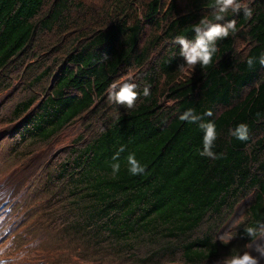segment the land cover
<instances>
[{
  "label": "trees",
  "instance_id": "1",
  "mask_svg": "<svg viewBox=\"0 0 264 264\" xmlns=\"http://www.w3.org/2000/svg\"><path fill=\"white\" fill-rule=\"evenodd\" d=\"M241 2L252 16L229 12L221 23L235 20L237 32L218 42L209 67L192 71L173 40L214 22L212 0H0V96L15 85L6 117L22 119L8 159L82 123L11 204L29 223L21 260L216 264L247 250L244 229L264 223V67L246 64L264 54V0ZM129 77L135 107L110 103L109 86ZM188 109L216 125L217 159L198 154L203 130L179 119ZM240 123L246 141L229 135ZM129 154L144 173L128 172ZM249 196L235 238L221 244L219 229Z\"/></svg>",
  "mask_w": 264,
  "mask_h": 264
},
{
  "label": "clouds",
  "instance_id": "2",
  "mask_svg": "<svg viewBox=\"0 0 264 264\" xmlns=\"http://www.w3.org/2000/svg\"><path fill=\"white\" fill-rule=\"evenodd\" d=\"M211 7L213 9L214 22L209 19H201L191 27L193 38L188 39L185 36L178 35L174 38L173 43L179 46V56L182 58L184 65L188 69L195 71L196 67L207 68L213 62V56L217 53V44L219 41L226 39L231 34L237 32L235 20H228L225 23V16L231 12L234 14L243 13L246 18L252 16V8L248 3L241 0H212ZM257 62L264 67V54L259 57H248L246 64L249 69H253ZM128 81L120 83H112L108 90V101L116 105L123 106L127 109L135 107V103L139 98V93L136 91L137 85ZM150 95L148 87L143 89V96ZM204 115L211 116L209 110ZM257 113V117H259ZM179 119L188 123H196L203 130L202 149H197L201 157H209L217 159L218 156L214 153L213 148L218 138L216 125L212 122H205L201 115L194 112L192 109L184 111ZM229 135L239 141H246L249 137V128L245 123L238 124L235 128L229 129ZM123 151V146L113 156V160H117L119 152ZM128 172L131 175H139L144 173V166L135 158L133 154L127 156ZM120 170V163L112 164V172L115 175ZM250 242L246 245L247 250L226 255L220 258L216 264H262L264 261V223H259L256 227L248 226L244 229ZM235 236L231 231L220 233L217 240L223 244H229Z\"/></svg>",
  "mask_w": 264,
  "mask_h": 264
},
{
  "label": "rangeland",
  "instance_id": "3",
  "mask_svg": "<svg viewBox=\"0 0 264 264\" xmlns=\"http://www.w3.org/2000/svg\"><path fill=\"white\" fill-rule=\"evenodd\" d=\"M84 1L88 4L94 5L95 7H99L103 2V0H84ZM21 83L24 82L22 81ZM12 88H15L14 84L11 86V89ZM12 93L13 91H11L8 94V96H10ZM5 99L0 103V131L11 129L12 126L17 125L18 122L20 121L18 120L15 122H10L7 119L6 115L12 111V103L14 100H11L10 102H4ZM81 124L82 123L80 120L74 121L71 125H69L67 128L62 130L52 143H49L48 145H45L43 147L38 146V149L32 150L35 149L34 147L28 150L27 152H25L23 156H20L21 158H17V159H8L7 157L8 151L11 149V141L17 135V133H15L12 136L7 135L2 139H0V179L4 176L6 177L10 176L12 173L15 174L14 172L19 171L26 165L16 175L9 177L3 183L0 184V196H2L0 197L2 198L0 201L5 202L0 207V228L2 227V225L7 224L6 232L9 231V233L4 238L6 239L5 242L3 243L0 241L1 262H4L5 258L10 257L13 261V264H22V260L20 259V254L22 252L19 253L18 250H19V246L20 248L22 246H25L23 241L24 239L27 238L25 237V235L29 231V227H28L29 223H24L23 225H21L23 215L22 213H18V211H16L17 204L14 205L13 207L11 206L12 202H14L16 199L9 202L11 199L16 197L17 195L16 193L18 192L19 188L17 190L16 189L9 190L10 192L9 195L3 196L7 192V188L19 186L30 169H31V173L28 175V178L32 175V173L36 177L39 171V169L38 171L37 170L35 171L36 167L39 168L40 166L41 168L42 163L47 162L50 159L51 161H53V158L60 159L62 155L58 156V154L65 148L69 147L73 138L82 131ZM10 180H16V182L10 183ZM6 204L12 207V211L10 214L4 213L6 211H9V208L5 209ZM226 231L227 230L225 229V227L222 226L219 229L218 234ZM62 251H67V250L65 249ZM32 259H38V256L36 255ZM262 264H264V261H262Z\"/></svg>",
  "mask_w": 264,
  "mask_h": 264
},
{
  "label": "water",
  "instance_id": "4",
  "mask_svg": "<svg viewBox=\"0 0 264 264\" xmlns=\"http://www.w3.org/2000/svg\"><path fill=\"white\" fill-rule=\"evenodd\" d=\"M11 90H9V92H10ZM9 92H7L6 94H4L1 98H0V103L6 98V96L9 94ZM9 132H7V131H2V132H0V139L3 137V136H5L6 134H8ZM250 198H251V196L248 198V199H246L241 205H240V207L239 208H236V210H235V212H234V214H233V216H232V218L230 219V221L228 222V225H231L239 216H240V214L242 213V211H243V208H244V206H245V204L250 200Z\"/></svg>",
  "mask_w": 264,
  "mask_h": 264
},
{
  "label": "bare ground",
  "instance_id": "5",
  "mask_svg": "<svg viewBox=\"0 0 264 264\" xmlns=\"http://www.w3.org/2000/svg\"><path fill=\"white\" fill-rule=\"evenodd\" d=\"M3 182H4V181H3ZM3 182H2V183H3ZM14 182H16V180H10V183H14Z\"/></svg>",
  "mask_w": 264,
  "mask_h": 264
},
{
  "label": "flooded vegetation",
  "instance_id": "6",
  "mask_svg": "<svg viewBox=\"0 0 264 264\" xmlns=\"http://www.w3.org/2000/svg\"><path fill=\"white\" fill-rule=\"evenodd\" d=\"M5 262H6V261H5ZM5 262H1V261H0V264H4ZM5 264H7V262H6Z\"/></svg>",
  "mask_w": 264,
  "mask_h": 264
}]
</instances>
